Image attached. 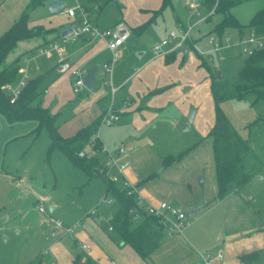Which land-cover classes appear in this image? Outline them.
<instances>
[{
	"label": "rangeland",
	"instance_id": "obj_1",
	"mask_svg": "<svg viewBox=\"0 0 264 264\" xmlns=\"http://www.w3.org/2000/svg\"><path fill=\"white\" fill-rule=\"evenodd\" d=\"M61 1L66 6L77 2ZM80 1L88 5L89 0ZM262 3L264 4V0H245L231 11L240 21L248 23L252 11L259 9ZM159 5L160 0H113L101 7L100 14H97L98 25L110 27L124 14L128 16L124 19L132 30L134 23L146 17L142 14ZM185 5L183 0H171L170 4L161 8L154 22L144 25L139 33L131 31L126 46L115 51L117 54L112 61L111 74L105 73L101 68L96 71L92 90L83 88L85 92L82 89L79 93L71 90L70 69L59 72L58 67L53 65L56 60L54 51L37 56L35 60L29 53H25L20 62L30 72L28 79L35 73L36 65L39 66L42 74L39 103L50 113L56 114L57 131L60 135L69 136L85 126V118L83 115L79 116L81 101L89 98L90 104H93L90 105L93 110L87 109L90 113L86 117L90 118L97 106L95 97L102 93L109 96V111L112 110L118 116L112 124L99 123L96 135L102 146L113 151L122 142L130 150L126 157L129 156L132 161L137 156L144 155L139 163L146 171L161 168L167 155L176 157L183 152L178 159L165 166L162 176L171 184L176 181L174 185L179 187L177 189L191 191L197 185L202 191H213V196L203 200L200 206V221L209 222L214 231H219L220 238L223 233L232 237L233 240H230L234 247H257V252L252 255L254 261L250 264H264V98L253 101L251 96H246L220 103L221 110L236 133L250 146L248 160L256 166V174L238 190L218 198L214 189L211 141L205 137L210 124L214 122V101L204 79L208 70L204 65L198 66L196 63L202 58L212 72H218L222 78L231 80L239 71L244 56L233 55L236 46L212 50L205 31L195 41L194 48H190L183 56H177L175 51L176 58L165 62L167 67L158 65L159 61L155 58L160 55L150 59L154 55L151 52L152 44L180 25L174 15L181 16L182 10L186 9ZM24 12L27 13L29 25L48 23L57 19L59 13L50 12L44 4L31 6V0H0V34ZM220 15L214 14L213 19H218ZM207 19L210 20L211 17ZM210 30L208 33L212 32ZM244 30L253 31L264 39V27L257 30L247 26ZM229 33L230 43L234 45L236 32L232 29ZM174 43L171 40L167 46ZM19 46L20 44L15 46L8 58H12ZM141 51L143 55L138 57V52ZM207 51H210L212 60L198 55ZM111 55L110 50H105L96 63L101 65L104 58H110ZM122 81V86L111 96V85L117 86ZM157 87L162 88L150 92ZM103 102L106 101L102 100L100 105ZM134 107H140V110L132 117L127 112ZM196 108L198 111L193 115L189 128L184 130L190 110ZM101 116L102 119L103 115ZM50 145L51 138L46 126H38L34 119L9 122L0 113V264H29L36 258L40 259V264H53L56 261L54 247L51 245L55 237L51 235L50 227L45 221H40L39 203L45 208L46 218H59L66 225H74L73 229L80 225L76 224L77 218L85 216L95 206L99 209L105 204L110 211L118 207V202L111 196H104L105 182L101 176L89 178L83 169L58 148L48 152ZM148 150L149 154L146 155ZM82 151L87 157L96 156L107 167L104 164L107 157L100 152L96 153L90 142ZM121 158L116 156V161ZM170 165H173V169H167ZM180 169L185 173L181 174ZM20 177L24 178L25 185H17ZM108 178L114 179L119 188H124L115 165L109 167ZM40 193L47 199L39 202ZM107 200L110 203H106ZM170 200L175 202L174 199ZM52 203L56 208L51 211L49 206ZM188 219L190 228L195 229L197 223L194 215ZM73 229L64 233L60 244L66 245V240L69 241L73 235ZM220 242L221 240H214L210 248L214 249ZM72 248L75 249V246ZM65 260V257L62 258L63 262Z\"/></svg>",
	"mask_w": 264,
	"mask_h": 264
},
{
	"label": "crops",
	"instance_id": "obj_2",
	"mask_svg": "<svg viewBox=\"0 0 264 264\" xmlns=\"http://www.w3.org/2000/svg\"><path fill=\"white\" fill-rule=\"evenodd\" d=\"M47 1L48 0H45L43 4L47 5ZM77 2H80L86 5V3L80 0H77ZM87 3L88 5L86 6L89 9V17L91 21L97 24V26L99 27L98 25L99 19H98L97 14H100L99 11L102 6L99 5V1L89 0ZM262 6H264L263 3H262ZM160 7L161 5H159L158 8L154 7L150 10H147L146 13L142 14L143 16L145 15L146 17H143L140 20L143 21L145 20V18L146 20L141 22L138 19L139 22L134 23L132 25V30H131V27L128 25V23L124 19V17H128V16H124V14H123V17L116 20L112 25H109L110 27H112L116 22L122 20L127 24L129 28L130 32H129L128 38L117 49H121L126 46L130 38L131 31L135 33L140 32V30L137 29L139 25L145 22H148V23L154 22L156 17L159 14V13L154 14V12H156ZM186 9L184 11L182 10L181 16L174 15V18L176 22L178 23V25L180 24L179 26L184 25L185 22L187 21V10ZM231 9H230V12L232 13ZM255 11L256 9L252 11L250 17L253 15ZM58 12L59 13H58L57 19L55 20L52 19L48 21V23L45 22V23L35 24V25L40 24L43 26L44 29H51V31L47 33H43L33 38L20 40L19 42H17V44H20V46L17 47L18 49L13 54L12 58L19 56V67H22V64L20 62V58L22 55H24L25 53H29L31 57L35 60L37 56H40L36 54L37 48L48 45L52 41L59 40L61 36L60 32L64 28H67L69 26V23L74 22L75 20L74 18L69 17L63 12H60V10ZM213 15L209 16L211 17L210 20L206 19L204 22L199 24L198 28L192 32V39L190 41H187L184 45H182V47L174 48L175 43L171 46H167L169 45V42L171 41L169 40L165 48L169 49L170 50L169 52H174L175 58H176V55L179 56V55L187 53L190 48H194L195 41L198 38H200L202 35H204L205 31H207L206 33L208 34L209 30L213 28V26L216 23H218L222 18V16L219 14L220 15L219 18L214 20ZM250 17L248 18V20L250 19ZM238 21L242 25H245V28L243 27V31L240 34L237 31V29L233 28V30L236 32V39L246 36L249 32H253V31L244 32L245 31L244 29H247V26H246L247 21L242 22L239 19ZM28 26H34V25L28 24ZM162 27L164 28L165 26L163 25ZM100 28H108V27L102 26ZM252 29L258 30L259 28H252ZM230 30L232 29L227 30L226 33L230 34L229 33ZM184 47H186L187 49L184 50L183 49ZM61 48H62L63 54L66 56V59L72 65L70 69V74L72 78L70 82L71 90H72V82L75 76L73 73V70L74 69L85 70L86 72L93 65L98 64L96 63L97 60H99L100 56L105 50H108L105 46V41L103 39L101 38L91 39L87 35H82L76 40L67 41L64 44H61ZM175 51H177L176 55H175ZM151 52H152V48H151ZM53 55L56 57V60L53 63V65L58 67L57 54L55 51L53 52ZM142 55H143L142 51L138 52V57ZM198 55L200 56V58L202 57L200 54ZM233 55L243 56L240 54V51L238 48L236 49V51L233 52ZM153 57H155V55L152 54L150 59ZM104 59L107 60L109 58L105 57ZM155 59L159 61L158 62L159 66H161L162 68L167 67L165 65V54L157 56V58ZM201 59H199V61H196L198 66L201 65ZM172 64H174V62ZM100 66L101 65L98 64V68H100ZM36 69L38 71H36ZM47 70L48 69H45V71ZM26 72L30 73L29 70ZM34 72L35 73H33L31 76L39 77L40 82H41L42 74L40 72L38 65H36ZM204 79H206L205 80L206 85H208L210 89L209 72H208V75ZM40 82H39V85H40ZM122 84H123V81L120 82L117 86L111 85V90H110L111 96L112 94L114 95V93L122 86ZM46 88L47 87H45V89ZM160 88L157 87L155 89H152L150 92H154ZM82 92H85V90L83 89ZM101 94L102 93H98L97 96L95 97V102L97 101V106H96L95 111L93 112L94 114L91 115L90 118L86 117V114L90 113V110H87V109H91L92 107L90 105L93 106V104L92 103L90 104L89 98H84L81 101L79 116L83 115V118H85L84 120H86V124L84 125L89 124L92 120L97 118L99 115L104 116L107 113V111H109V107H110V106L108 107V104L110 101L109 96H107L106 94H102V95ZM86 95L88 94L86 93ZM106 96L107 98H105ZM102 100L106 102H103V104L100 105L99 102H101ZM127 101L128 100L126 99L125 102L127 103ZM138 110H140V107H134L132 110L128 111L127 114L134 117L137 115V113H139ZM197 111H198V108L194 109V114H193L194 116L196 115ZM213 124L214 122L210 124V128L213 126ZM96 137L98 138L97 135ZM120 144H123V143L120 142ZM100 145H101V141H100ZM149 150L146 153V155L149 154ZM129 151L130 150L126 149L125 158L128 159L129 166L125 169L124 173L126 177L133 184L137 186V190L141 198L147 202H151L154 204L157 203L159 200H166L172 205H174V203L176 202L177 203L176 206L184 209L186 212L190 210L191 208H197V210L192 214L194 215L195 223H197L196 228L195 229L190 228V219H189V224L185 227V229H183L182 232L173 234L172 236L166 235L161 241V243L158 245V247H156L151 252L149 258L143 259L133 250V248L130 245L123 242V240L121 239V236L113 228L112 229L108 228V226L110 225L109 219L112 216V214L118 209L119 205L116 209H113V211L108 210V207H106L105 204L104 206H102L103 208L101 207L99 209L97 208V206H95L93 208L96 209V215H91V214H88L87 212L85 216H81L80 218H77L76 224L79 223L80 225L75 229H73L74 225L70 226L73 229V235L71 236V238H69V241L66 240L65 246H67L68 248H64L65 247L64 243L60 244V239H62L64 233L71 232L72 229L70 231H65L63 228H57L53 226L52 224H48L46 222V217L44 215L45 211L40 212L38 210L41 214L40 221L41 222L45 221L46 225L50 227L51 235L55 237L53 242L51 243L52 247H54L53 254L56 258V261L53 264H250L252 261H254L252 255H255V253L257 252V247L247 248V249L244 246L235 245L234 247V245L232 244L233 243L232 237L226 236L223 233L222 238H220L219 231H214V228L209 226V222L200 221L201 219L200 218L201 214L199 213L200 206L203 204V200H208L211 196H213V191L211 190L209 192L202 191L197 185H195L194 189L191 191L186 190V189H182V190L177 189L179 187H176L174 185L176 181H173L174 184H171L170 182H168L166 178L162 176V173L165 170L164 169L165 167H161L157 169L156 171H153L152 169H149L146 171L145 167H143L139 163L140 162L139 160H142L144 155L141 154L137 156L135 160L132 161L129 158V156L126 157V154ZM100 164L101 166L103 165L102 162H100ZM172 166L173 165H170L169 168L167 169H173ZM179 171H181V174L185 173L184 170L182 169H180ZM160 172L161 174H159ZM150 174H154V175L150 178H147L148 175ZM199 180H202V178H200ZM24 181H25L24 178L20 177L19 180L17 179V185H21V184L25 185ZM192 183L195 184V182H192ZM39 195H40L39 202H41L43 199H47L43 193H40ZM104 196L106 197L105 187H104ZM170 199H174L175 202L171 201ZM106 203H110V200H107ZM39 205H42V203H39ZM55 208H56V205L54 203H52L49 206V209L51 211L54 210ZM210 221L212 222V219H210ZM214 240L216 241L221 240V242L216 244L213 247L214 249H211L210 247L212 246L211 244ZM82 242L89 244L90 250H86L82 248L80 245ZM73 245L75 246V249L72 248ZM223 248L225 250H223ZM206 251H211L213 253V257L206 258L205 256ZM218 251L222 252V257L214 256L216 252ZM64 257L66 258L65 262L62 261V258Z\"/></svg>",
	"mask_w": 264,
	"mask_h": 264
},
{
	"label": "trees",
	"instance_id": "obj_3",
	"mask_svg": "<svg viewBox=\"0 0 264 264\" xmlns=\"http://www.w3.org/2000/svg\"><path fill=\"white\" fill-rule=\"evenodd\" d=\"M45 0H31V6L43 4ZM99 1L103 6L112 0ZM245 0H204L206 10L214 7V13L222 15L210 31L221 36L229 29H237L242 33L243 27L238 19L230 12V9ZM171 0H161V7L154 12L158 14L163 6L170 4ZM150 21V20H149ZM148 22L137 27L141 30ZM246 26L251 28L264 27V6L256 10L250 17ZM51 29H44L42 25L28 26L27 13L24 12L7 29L0 34V113L9 122L34 119L38 126H46L51 145L48 152L53 148L61 150L68 158L87 174V176H101L105 182V194L118 202V209L112 214L109 223L121 236L123 242L130 245L133 250L143 259H148L151 252L158 247L166 236L162 225L157 219L146 213L143 206L137 200V195L126 188H119L115 182L108 179L101 170V164L96 156H79L78 153L89 142H93L94 148L100 145L96 137L101 115L89 124L77 129L69 136H62L57 131L56 114H52L39 103V77L27 80L19 97L14 102H9L3 90L6 82L14 81L18 77L19 56L8 58V55L20 40H25L47 33ZM174 58V52L165 54V62ZM210 78V91L214 101V124L208 130L205 137L211 141L212 157L214 163V183L216 197L222 198L233 190H238L245 182L256 174V166L252 165L248 156L250 146L245 139L240 137L230 124L229 119L220 108V103L230 99H242L251 96L253 101L264 98V46L256 49L250 55L242 58V65L233 79L217 77V72H212L204 59H201ZM157 89L156 91H158ZM94 136V137H93ZM183 152L176 157L167 155L164 157L162 167L169 165L178 159ZM154 174L148 175L147 178ZM135 215H138L135 217ZM29 264H40L36 258Z\"/></svg>",
	"mask_w": 264,
	"mask_h": 264
},
{
	"label": "built area",
	"instance_id": "obj_4",
	"mask_svg": "<svg viewBox=\"0 0 264 264\" xmlns=\"http://www.w3.org/2000/svg\"><path fill=\"white\" fill-rule=\"evenodd\" d=\"M187 7V21L184 25L179 26L177 29H171L167 33V36L157 41L152 46V52L154 55H163L168 53L170 50L165 48L169 40H174V48H180L187 41L192 39V32L196 30L200 23L204 22L209 16L214 14V7L206 10L204 7V0H183ZM60 12L65 13L69 17L74 18V23L70 26L71 30L64 36H60L59 40L52 41L48 45L41 46L36 49L37 55L46 54L48 51H55L57 54V65L60 72L71 69V63L66 59L63 54L61 43L67 41H73L78 39L82 35H87L91 39L101 38L105 41V46L111 51L112 55L109 59L102 62L100 68L107 74L112 72V61L114 60L117 52V48L128 38L129 28L127 24L120 20L116 22L112 27L100 28L97 24L93 23L89 17L88 7L80 2H76L72 6H64L60 9ZM208 41L212 44V50L220 49L223 46L231 47L236 46L240 54L243 56L250 55L256 49L262 48L264 46V39L254 32H249L246 36L236 39L234 45L230 43V36L228 33H223L218 36L215 32L208 33ZM201 56H206L207 60H212L210 51L205 53H199ZM222 58V56L220 57ZM74 79L72 82V91L75 93L81 92L84 88L82 79L85 74V70H73ZM28 73L23 67L18 69V77L14 81L6 82L3 85V90L5 91L9 102H14L20 95L22 88L26 85L28 80ZM110 84V82H108ZM118 119V116L111 111L107 112L101 122L106 124H112ZM92 148L96 153L100 152L107 158L104 160V164L107 167L101 166L103 174L108 178L109 167L115 165L120 176L122 186L131 192L136 193L137 200L143 206L147 214L154 216L158 223L162 225L167 236H172L173 234L180 233L189 224V219L187 213L184 209L172 205L166 200H159L157 203H151L143 200L138 193L137 186L133 184L125 175V169L129 166V161L123 157L126 153V149L123 144H120L115 150H110L105 146L99 145L94 148L93 142H91ZM79 156H84L85 153L81 150L78 153ZM116 156H121L120 161H116ZM103 164V163H102ZM110 179V178H108ZM113 182L114 179H110ZM40 212H44L45 208L43 205L38 206ZM88 214L96 215V209L92 208L88 211ZM138 215H135L137 217ZM46 222L52 224L57 228H63L65 231H70L72 228L65 225L60 219L47 217ZM112 229V226H108ZM81 247L90 250V246L87 243L82 242ZM206 258L213 257L211 251H206ZM216 257H222V252L218 251L214 255Z\"/></svg>",
	"mask_w": 264,
	"mask_h": 264
},
{
	"label": "water",
	"instance_id": "obj_5",
	"mask_svg": "<svg viewBox=\"0 0 264 264\" xmlns=\"http://www.w3.org/2000/svg\"><path fill=\"white\" fill-rule=\"evenodd\" d=\"M65 5V2L61 1V0H48L47 1V8L50 12H58L63 6ZM74 22L69 23V26L67 28H64L61 32L60 35L64 36L66 35L68 32H70L71 28L70 26L73 24ZM184 50H186L187 48L184 47ZM98 69V64L93 65L91 68H89L82 79L83 85L85 88H87L88 90H92L94 88V82H95V74L96 71ZM217 77H220V74L217 72ZM193 114H194V110H190L188 116H187V122L184 124L183 129L187 130L189 128V124L193 119ZM197 210V208H191L190 210H188L187 216H191L195 211Z\"/></svg>",
	"mask_w": 264,
	"mask_h": 264
}]
</instances>
